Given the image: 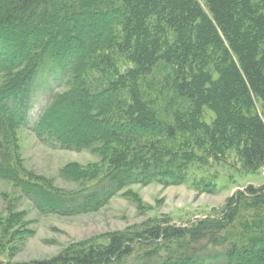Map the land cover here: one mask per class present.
<instances>
[{
	"label": "trees",
	"instance_id": "obj_1",
	"mask_svg": "<svg viewBox=\"0 0 264 264\" xmlns=\"http://www.w3.org/2000/svg\"><path fill=\"white\" fill-rule=\"evenodd\" d=\"M203 1L207 10L197 0H0V181L41 214L72 217L137 184L214 193L215 179L193 171L230 157L259 171L264 0ZM53 78L67 91L55 93ZM74 116L84 127L66 128ZM21 128L52 149L98 155L62 171L90 186L68 193L29 174ZM36 264H264V186L195 222L149 223Z\"/></svg>",
	"mask_w": 264,
	"mask_h": 264
},
{
	"label": "rangeland",
	"instance_id": "obj_2",
	"mask_svg": "<svg viewBox=\"0 0 264 264\" xmlns=\"http://www.w3.org/2000/svg\"><path fill=\"white\" fill-rule=\"evenodd\" d=\"M197 1L207 10L203 0ZM41 82L39 90L45 91L47 80ZM51 83L55 93L68 89L54 78ZM46 99L43 92L37 93L35 111ZM258 111L264 119L259 104ZM206 117L212 114L206 112ZM66 122V128L74 123L84 127L83 120L76 116ZM17 137L20 160L29 174L68 193L92 183L69 180L63 177L62 171L72 164H99L101 159L94 152L52 149L42 144L30 129H19ZM210 166L206 174L193 171V178L212 176L217 185L214 193L200 192L190 181L180 185L137 184L113 197L101 210L72 217L41 214L11 183L0 181V264L51 261L69 248L106 243L110 236L140 229L149 223L172 222L183 226L219 213L238 191L264 186V166L256 173H243L239 162L232 157L228 164L212 163Z\"/></svg>",
	"mask_w": 264,
	"mask_h": 264
}]
</instances>
